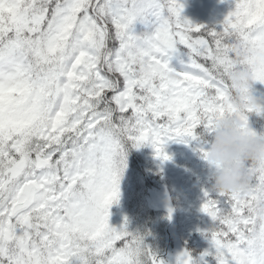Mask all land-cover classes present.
<instances>
[{
	"label": "snow or ice",
	"instance_id": "6c2138e0",
	"mask_svg": "<svg viewBox=\"0 0 264 264\" xmlns=\"http://www.w3.org/2000/svg\"><path fill=\"white\" fill-rule=\"evenodd\" d=\"M230 5L208 28L182 0H0V264H264V164L242 191L203 189L199 254L110 223L129 146L167 160L235 111L229 43L264 83V0Z\"/></svg>",
	"mask_w": 264,
	"mask_h": 264
},
{
	"label": "clouds",
	"instance_id": "9594fccd",
	"mask_svg": "<svg viewBox=\"0 0 264 264\" xmlns=\"http://www.w3.org/2000/svg\"><path fill=\"white\" fill-rule=\"evenodd\" d=\"M230 53L224 79L232 88L235 111L218 116L213 122L211 139L204 138L206 148L207 181L217 192H235L246 189L257 168L264 164V133L250 125L245 126L239 113L246 109L264 110V94L251 90L252 67L248 63L252 54L238 42L227 45Z\"/></svg>",
	"mask_w": 264,
	"mask_h": 264
},
{
	"label": "flooded vegetation",
	"instance_id": "af4514ba",
	"mask_svg": "<svg viewBox=\"0 0 264 264\" xmlns=\"http://www.w3.org/2000/svg\"><path fill=\"white\" fill-rule=\"evenodd\" d=\"M139 153L145 155L146 162L137 159L138 169H136L135 176H132L137 190L132 187L127 189L124 186L123 181L126 179V174L123 172L120 181L119 200L113 203L110 208V223L119 227L127 218V227L130 231L138 228L141 234L150 233L145 237L146 242L159 252L165 248V255H167L169 251L173 252V249H179L175 245L176 226L178 225L181 229L185 228L186 222L192 215L195 217V213L189 208L185 210V206L179 204L181 194H176L173 191L174 188L169 177L172 174L169 172L166 161L158 162L159 158L152 147L142 148ZM132 155L135 157L134 154ZM188 183L183 186V195L187 193ZM201 183L204 188L209 187L205 177ZM169 209H171V214H169ZM158 228L161 230L165 228V232L168 234V245H173L172 248L171 246L164 247L163 240H160L159 237L160 230ZM196 234H199V232H196ZM190 238H193L192 234H189ZM172 254H175V252Z\"/></svg>",
	"mask_w": 264,
	"mask_h": 264
},
{
	"label": "rangeland",
	"instance_id": "374dc122",
	"mask_svg": "<svg viewBox=\"0 0 264 264\" xmlns=\"http://www.w3.org/2000/svg\"><path fill=\"white\" fill-rule=\"evenodd\" d=\"M182 2L184 4L183 15L188 19L198 16L201 9L205 14H207V12H211V5L209 3L202 4V0H182ZM137 27H139V25ZM184 51L185 50H181V53H183ZM181 59L187 61V57L184 55H181L179 58L174 56L171 61L172 66L179 69L181 67ZM250 127L252 126L250 125ZM174 142L175 141H171L165 146L166 153L170 156V159H167V163L169 165L170 172H172V175L176 178V180L180 181L181 183L185 180L191 181L192 191L189 195H184L183 200L184 204H188L190 207H193L195 209V218L202 223L201 229H203L210 223V220L206 216V214L200 211L203 197V189L205 188L202 186V184L199 183L201 182V178L203 179V177L197 176V174L203 173V170L206 165L201 163L202 161H204V159L201 162H197L195 165H192L190 163V160L195 161L199 159L194 153V150L197 149V142L191 150L183 152L171 148V144ZM188 164L189 166H191L192 169L187 174H183L181 172V167H187ZM182 187L183 186H180L181 191L183 190ZM159 206L161 208V204ZM199 234H201L200 231ZM185 235L187 236L188 233ZM196 246L197 248L205 249L206 247H208V241L204 238V236H201L200 239L197 241ZM207 259L210 261L211 264L212 258L208 257Z\"/></svg>",
	"mask_w": 264,
	"mask_h": 264
},
{
	"label": "trees",
	"instance_id": "16d2710c",
	"mask_svg": "<svg viewBox=\"0 0 264 264\" xmlns=\"http://www.w3.org/2000/svg\"><path fill=\"white\" fill-rule=\"evenodd\" d=\"M209 3L211 5V12H207L205 14L203 10H200V13L198 16L189 19L195 24H202L205 27L212 28V27H218L219 22L223 20L224 16L227 14V12L230 10V0H202V4ZM185 50V49H182ZM186 51V50H185ZM264 83L260 81H253L251 90L256 95H262L264 94ZM248 119L252 125L255 126V129L258 133H264V113H256V112H250L247 113ZM204 137V136H203ZM202 137V138H203ZM201 138V139H202ZM211 139V138H210ZM204 139H202L203 141ZM160 240H163L164 246H168V234L165 232V228L161 230L160 228ZM163 252V251H160ZM165 252V249H164ZM198 254V253H197Z\"/></svg>",
	"mask_w": 264,
	"mask_h": 264
},
{
	"label": "water",
	"instance_id": "95a60500",
	"mask_svg": "<svg viewBox=\"0 0 264 264\" xmlns=\"http://www.w3.org/2000/svg\"><path fill=\"white\" fill-rule=\"evenodd\" d=\"M193 141H194V140H190L189 142L191 143V142H193ZM178 146H180V145H178ZM189 226L197 227V226H198V223H197V222H192V223L188 224L187 227H189Z\"/></svg>",
	"mask_w": 264,
	"mask_h": 264
}]
</instances>
